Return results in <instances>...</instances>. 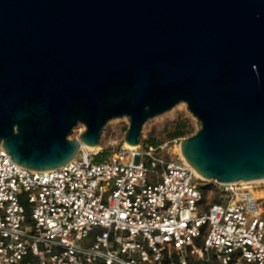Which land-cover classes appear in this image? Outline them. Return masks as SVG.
Instances as JSON below:
<instances>
[{
  "label": "water",
  "instance_id": "1",
  "mask_svg": "<svg viewBox=\"0 0 264 264\" xmlns=\"http://www.w3.org/2000/svg\"><path fill=\"white\" fill-rule=\"evenodd\" d=\"M181 101L199 174L264 179V0H0V144L23 166L64 165L117 117L138 145Z\"/></svg>",
  "mask_w": 264,
  "mask_h": 264
},
{
  "label": "built area",
  "instance_id": "2",
  "mask_svg": "<svg viewBox=\"0 0 264 264\" xmlns=\"http://www.w3.org/2000/svg\"><path fill=\"white\" fill-rule=\"evenodd\" d=\"M181 141L45 170L0 144V264H264V180H207Z\"/></svg>",
  "mask_w": 264,
  "mask_h": 264
},
{
  "label": "rangeland",
  "instance_id": "3",
  "mask_svg": "<svg viewBox=\"0 0 264 264\" xmlns=\"http://www.w3.org/2000/svg\"><path fill=\"white\" fill-rule=\"evenodd\" d=\"M178 118H189L194 126L193 133H195L200 127L198 118L194 116V114L189 110L187 103L181 101L173 106V108L163 112L162 114L150 118L145 123L143 128V140L149 143H152L151 141H154L156 142L155 144H158L171 138H181L182 140L183 138L192 135L193 133L181 137L171 136V133L173 132V122ZM129 124L130 122L127 116L111 119L106 124L102 133L101 144L99 145V148L95 149L100 150V153L97 156L99 159L107 158L114 152H116L119 148H121V146L126 142L125 133L129 128ZM83 127L85 129V125L80 124L77 128H75L70 134V138L78 137ZM212 183H209L211 185L209 191L207 190L206 193V201L211 202L213 200L215 201L223 198V195L218 190L214 189V191L211 192Z\"/></svg>",
  "mask_w": 264,
  "mask_h": 264
},
{
  "label": "trees",
  "instance_id": "4",
  "mask_svg": "<svg viewBox=\"0 0 264 264\" xmlns=\"http://www.w3.org/2000/svg\"><path fill=\"white\" fill-rule=\"evenodd\" d=\"M194 126L191 123V120L189 118H178L173 122V132L171 133L172 137H181L185 135H189L193 133ZM173 139V138H171ZM152 143H156L154 141H151ZM99 159V158H98ZM207 193V190L205 191V194ZM212 202H223L222 199L220 200H213Z\"/></svg>",
  "mask_w": 264,
  "mask_h": 264
},
{
  "label": "bare ground",
  "instance_id": "5",
  "mask_svg": "<svg viewBox=\"0 0 264 264\" xmlns=\"http://www.w3.org/2000/svg\"><path fill=\"white\" fill-rule=\"evenodd\" d=\"M84 129V127L82 128V130ZM130 147H132V148H134V147H136V146H139V145H132V144H129V143H127ZM90 149H93V150H95V149H97V148H99V145H94V146H91V145H87ZM199 174V173H198ZM200 176H202L201 174H199ZM203 177V176H202ZM256 181H262V180H264V179H255Z\"/></svg>",
  "mask_w": 264,
  "mask_h": 264
}]
</instances>
